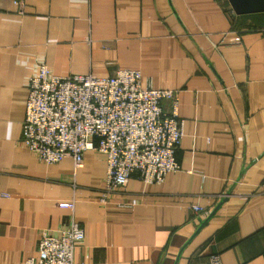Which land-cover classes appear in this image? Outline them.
<instances>
[{"label":"crops","instance_id":"obj_1","mask_svg":"<svg viewBox=\"0 0 264 264\" xmlns=\"http://www.w3.org/2000/svg\"><path fill=\"white\" fill-rule=\"evenodd\" d=\"M43 65L139 70L144 87L179 91L180 169L135 176L102 205L104 154L40 162L22 130ZM73 222L85 232L75 264H264V13L239 18L228 0H0V264H28L43 231Z\"/></svg>","mask_w":264,"mask_h":264},{"label":"built area","instance_id":"obj_2","mask_svg":"<svg viewBox=\"0 0 264 264\" xmlns=\"http://www.w3.org/2000/svg\"><path fill=\"white\" fill-rule=\"evenodd\" d=\"M17 3L22 10L23 4ZM166 99L173 100L171 114L163 110ZM183 137L179 91L144 87L139 70L119 69L109 77L60 76L43 65L30 80L22 142L46 164L71 157L75 167H81L87 151L104 154L106 182L98 200L102 205L124 192L135 176L147 184L162 183L170 172L178 171ZM60 206L74 209L75 200ZM194 212L203 214L205 208L195 206ZM84 239L78 222L60 236L43 231L38 257L28 264H75V250ZM210 264H223L220 255H212Z\"/></svg>","mask_w":264,"mask_h":264},{"label":"water","instance_id":"obj_3","mask_svg":"<svg viewBox=\"0 0 264 264\" xmlns=\"http://www.w3.org/2000/svg\"><path fill=\"white\" fill-rule=\"evenodd\" d=\"M228 2L236 16L264 13V0H228Z\"/></svg>","mask_w":264,"mask_h":264},{"label":"trees","instance_id":"obj_4","mask_svg":"<svg viewBox=\"0 0 264 264\" xmlns=\"http://www.w3.org/2000/svg\"><path fill=\"white\" fill-rule=\"evenodd\" d=\"M240 17H245V15H243V16H239V18H240Z\"/></svg>","mask_w":264,"mask_h":264}]
</instances>
